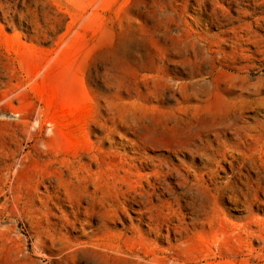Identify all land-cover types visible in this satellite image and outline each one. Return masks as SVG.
<instances>
[{
	"label": "rangeland",
	"instance_id": "1",
	"mask_svg": "<svg viewBox=\"0 0 264 264\" xmlns=\"http://www.w3.org/2000/svg\"><path fill=\"white\" fill-rule=\"evenodd\" d=\"M226 1L0 0V105L21 112L18 118L8 108L0 111V180L18 196L17 207L0 212V264H154L128 251L133 234L146 228L136 204L108 225L114 250L83 247L64 257L60 242L86 237L77 224L61 234L46 228L64 219L83 221L82 213L73 218L72 206L110 196L126 156H169L189 183L194 171L205 173L198 157L152 140L162 139L156 131L177 114L183 96L207 91L206 63L197 62L205 53L202 40L222 39L219 31L237 24L238 9ZM243 4L250 10L249 1ZM258 15L240 21L260 33ZM257 59L253 63H263ZM250 75L264 77V69ZM243 97L251 102L243 120L252 124L264 115L257 108L264 91ZM236 143L228 133L211 146L229 152ZM212 173L214 183L188 190L173 175L152 180L153 203L189 224L181 235L145 237L159 250L173 249L176 260L163 264H264V198L247 208L238 194L243 179L229 178L225 163ZM53 189L58 199L47 193ZM247 216L252 225L246 229L261 228L257 237L236 233ZM96 223L83 222L85 231Z\"/></svg>",
	"mask_w": 264,
	"mask_h": 264
},
{
	"label": "bare ground",
	"instance_id": "2",
	"mask_svg": "<svg viewBox=\"0 0 264 264\" xmlns=\"http://www.w3.org/2000/svg\"><path fill=\"white\" fill-rule=\"evenodd\" d=\"M244 1H249L250 10L243 7ZM226 3L236 5L237 24L228 30L219 31V35H226L222 39L213 42L202 40L205 53L201 56L202 60L197 62L198 67L206 63L207 91L183 96L175 107L177 114L173 113L156 131L162 139L152 140L156 145L179 146L181 150L194 155L192 157H198L204 163L202 168L205 173L194 171L195 182L189 183L186 177V174H189L185 171V174L180 172L178 165L169 161V156H126L118 169L122 174L114 178V192L110 196L104 195L97 200L90 198L84 207L79 204L72 206L73 218L82 213L85 217L83 221H78L76 218L74 221L64 219L61 224L48 223L46 228L48 232L60 231V234L62 230L68 231L75 228L77 224L78 232H82V236L86 237V241L82 242L69 239L60 242L57 249L61 251L66 249L64 257H69L83 247L99 246L103 249L114 250L112 246L114 235L110 232L108 225L126 218L130 205L136 204L140 207L138 216L146 222V228L144 233L139 230L133 234L136 242L128 248V251L134 257L154 264H163L165 260L172 258L175 255L173 249L159 250L152 246L149 239L145 237L148 235L160 240L168 237L172 231H177L179 235L187 233V228L183 225L189 223H184L182 221L184 218L177 213L175 219H172L168 216L169 212H163L162 205L153 203L154 199L157 200V194L152 180L161 177L173 175L179 180V185L187 190L190 184L208 186L214 183L215 175L212 170L220 168L221 164L225 163L231 171L229 178L243 179L244 189L239 190L238 194L247 208L260 202L259 195L264 198V186L262 185V182L264 183V160L261 156L262 153L264 154V115L261 119H253L252 124L245 123L242 116L244 110L250 108L251 105V102L246 101L243 96L255 95L264 91V77L253 78L250 75V71L254 68L264 69V0H227ZM256 8L260 10L257 11ZM256 13L259 15L254 21L260 33L254 32L250 25L240 21L241 17L251 18ZM227 19L233 23L236 21L229 17ZM213 21L216 26L220 25L217 17H214ZM258 57H261L263 63H253L258 60ZM262 100L257 108L264 110ZM191 101L193 103H190ZM6 108L11 110L9 103L0 105V111ZM11 112L20 118L21 112L16 110H11ZM43 121L45 123V120ZM240 122L244 124L240 125ZM39 123L42 122L39 121ZM228 133L234 135L237 141L235 146L229 148V152L219 144L215 147L211 146L212 142H219V138ZM192 141L197 143L190 147ZM5 157L12 159L14 156ZM92 163L93 160L90 159L89 165L92 166ZM145 167L150 168L149 172H142ZM204 177L205 180H203ZM0 184V212L3 213L8 207L11 209L13 206L17 207L18 196L11 185L7 190L5 189V180H0ZM47 193L51 198L58 199L55 189ZM7 194L10 196L6 197ZM165 209L169 210L168 207ZM165 215L166 220L161 222L160 219ZM92 218L97 221L96 225H91L90 229L85 231L83 222ZM246 218L248 219L249 216ZM246 225H252L250 219L246 220L245 225L238 228L236 233L250 238L257 237L261 228L251 230L246 229ZM126 231L128 228H125ZM45 238L53 242L52 234L46 235ZM239 247L241 248V244ZM175 260L176 258L173 257V261Z\"/></svg>",
	"mask_w": 264,
	"mask_h": 264
}]
</instances>
